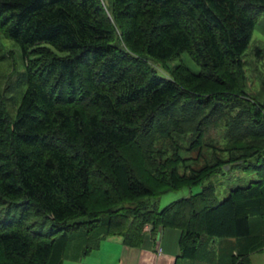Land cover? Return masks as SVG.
Here are the masks:
<instances>
[{"label": "trees", "instance_id": "1", "mask_svg": "<svg viewBox=\"0 0 264 264\" xmlns=\"http://www.w3.org/2000/svg\"><path fill=\"white\" fill-rule=\"evenodd\" d=\"M260 15L264 0H0L25 67L13 113L0 92V264H60L163 226L179 229L181 257L212 263L229 238L228 264H252L264 106L245 93L241 55ZM181 52L197 71L151 64ZM233 170L255 177L218 199L210 177Z\"/></svg>", "mask_w": 264, "mask_h": 264}, {"label": "rangeland", "instance_id": "2", "mask_svg": "<svg viewBox=\"0 0 264 264\" xmlns=\"http://www.w3.org/2000/svg\"><path fill=\"white\" fill-rule=\"evenodd\" d=\"M242 67L246 76L245 93L249 97H253L257 102L264 106V16L257 17L253 28L250 32L249 40L242 52ZM177 62H182L189 70L195 72L198 69L197 64L185 53L181 52L178 55L171 57L162 64L161 62H151V64L161 73L167 74L166 67H171ZM24 61L20 52V48L15 41L8 37H4L0 33V92L3 96L4 106L7 112L13 113L20 94L24 88V82L21 81L24 73ZM213 136L215 129L209 131ZM253 173H244L233 170L229 173L217 174L210 177L215 186L217 198H222L227 190L237 184H244L249 179H253ZM199 189L198 185L182 186L178 189L167 190L160 193L156 197L149 198L151 203L160 208L170 200L186 196L191 192ZM226 241H229V238ZM71 241H73L71 239ZM232 241V239H231ZM233 244V241H232ZM262 248V247H261ZM251 252H258L261 250ZM250 252V253H251ZM249 253V254H250ZM255 258L254 264H260L264 260V247L261 254ZM262 259V260H261ZM85 259H74L63 257L60 264H86ZM252 263V261H251ZM253 264V263H252ZM264 264V263H263Z\"/></svg>", "mask_w": 264, "mask_h": 264}, {"label": "crops", "instance_id": "3", "mask_svg": "<svg viewBox=\"0 0 264 264\" xmlns=\"http://www.w3.org/2000/svg\"><path fill=\"white\" fill-rule=\"evenodd\" d=\"M178 238L179 229L171 226L156 228L153 234L144 235L140 244L134 246L123 244L118 235H110L100 239L98 246L81 258L85 259L86 264H228L231 239L213 242L214 256L212 263H209L179 256ZM263 247L260 251L249 254L253 264ZM259 263L263 264L264 260Z\"/></svg>", "mask_w": 264, "mask_h": 264}, {"label": "built area", "instance_id": "4", "mask_svg": "<svg viewBox=\"0 0 264 264\" xmlns=\"http://www.w3.org/2000/svg\"><path fill=\"white\" fill-rule=\"evenodd\" d=\"M148 226H149L148 224H144L142 228H143V229H147Z\"/></svg>", "mask_w": 264, "mask_h": 264}]
</instances>
